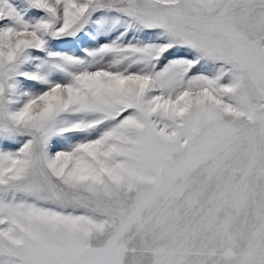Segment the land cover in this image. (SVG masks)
<instances>
[{
    "label": "snow or ice",
    "instance_id": "1",
    "mask_svg": "<svg viewBox=\"0 0 264 264\" xmlns=\"http://www.w3.org/2000/svg\"><path fill=\"white\" fill-rule=\"evenodd\" d=\"M0 264H264V0H0Z\"/></svg>",
    "mask_w": 264,
    "mask_h": 264
}]
</instances>
